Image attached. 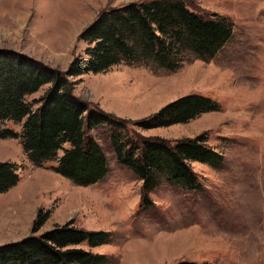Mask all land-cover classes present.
I'll return each instance as SVG.
<instances>
[{
    "label": "rangeland",
    "instance_id": "rangeland-1",
    "mask_svg": "<svg viewBox=\"0 0 264 264\" xmlns=\"http://www.w3.org/2000/svg\"><path fill=\"white\" fill-rule=\"evenodd\" d=\"M138 1L144 0H0V49L65 70L83 54L78 36L99 12ZM184 1L233 24L232 37L212 59L190 58L175 71L119 65L75 79L76 96L125 122L126 129L104 125L92 133L107 160L103 179L78 186L52 170L56 161L35 167L18 139H0V162L15 164L19 174L16 186L0 194V245L29 236L42 212L49 215L37 234L68 222L111 233L110 244L79 246L104 255L103 264H264V0ZM189 94L212 99L219 111L184 125L138 128V121ZM0 129L20 133L21 124L6 121ZM114 133L122 142L202 135L222 164L190 163L197 190L161 177L147 206L142 180L116 160Z\"/></svg>",
    "mask_w": 264,
    "mask_h": 264
},
{
    "label": "trees",
    "instance_id": "trees-1",
    "mask_svg": "<svg viewBox=\"0 0 264 264\" xmlns=\"http://www.w3.org/2000/svg\"><path fill=\"white\" fill-rule=\"evenodd\" d=\"M232 22L215 13L199 12L184 0H144L107 7L79 34L82 55L65 70L52 68L21 52L0 49V124H21L20 133L0 129V139H18L35 167L56 161L52 170L78 186L97 183L107 173V160L92 133L104 125L126 129L124 120L91 106L74 94L75 79L105 73L113 67L145 66L168 71L186 61L212 59L232 37ZM48 86L42 96L27 97ZM212 99L189 94L166 104L136 124L142 130L184 125L200 115L217 112ZM109 137L116 160L142 180L144 204L161 177L170 184L197 190L200 184L190 163L219 167L222 156L206 145L204 136L167 141L148 137L122 142ZM62 155L58 157V152ZM19 181L18 168L0 162V194ZM39 212L31 234L0 245V264H103L104 255L79 248L111 243L112 234L88 231L71 222L37 234L48 219ZM176 264H197L180 261Z\"/></svg>",
    "mask_w": 264,
    "mask_h": 264
}]
</instances>
